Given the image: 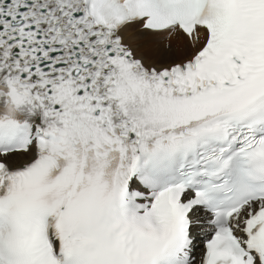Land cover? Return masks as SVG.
Masks as SVG:
<instances>
[{"label": "snow or ice", "instance_id": "1", "mask_svg": "<svg viewBox=\"0 0 264 264\" xmlns=\"http://www.w3.org/2000/svg\"><path fill=\"white\" fill-rule=\"evenodd\" d=\"M0 264H264V0H0Z\"/></svg>", "mask_w": 264, "mask_h": 264}, {"label": "rangeland", "instance_id": "2", "mask_svg": "<svg viewBox=\"0 0 264 264\" xmlns=\"http://www.w3.org/2000/svg\"><path fill=\"white\" fill-rule=\"evenodd\" d=\"M178 39H181V38H179V37H173L172 38V44H173L174 47L176 46Z\"/></svg>", "mask_w": 264, "mask_h": 264}, {"label": "bare ground", "instance_id": "3", "mask_svg": "<svg viewBox=\"0 0 264 264\" xmlns=\"http://www.w3.org/2000/svg\"><path fill=\"white\" fill-rule=\"evenodd\" d=\"M179 40V39H178ZM176 43V42H175Z\"/></svg>", "mask_w": 264, "mask_h": 264}]
</instances>
